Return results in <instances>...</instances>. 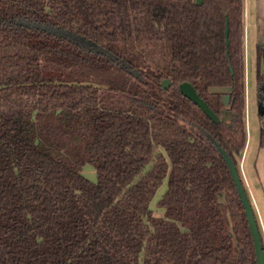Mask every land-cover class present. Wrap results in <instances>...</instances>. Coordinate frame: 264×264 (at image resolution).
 <instances>
[{"label":"trees","instance_id":"obj_1","mask_svg":"<svg viewBox=\"0 0 264 264\" xmlns=\"http://www.w3.org/2000/svg\"><path fill=\"white\" fill-rule=\"evenodd\" d=\"M243 15V0H0V264H256L215 143L239 170ZM182 81L219 115L209 87L231 85V119Z\"/></svg>","mask_w":264,"mask_h":264},{"label":"crops","instance_id":"obj_2","mask_svg":"<svg viewBox=\"0 0 264 264\" xmlns=\"http://www.w3.org/2000/svg\"><path fill=\"white\" fill-rule=\"evenodd\" d=\"M243 2L247 139L240 158L241 171L259 225L264 228V137L261 142L264 118L259 116L260 94L257 79L258 73L264 75V0H243ZM248 104L249 112L253 104L257 110L253 113L252 124L247 118Z\"/></svg>","mask_w":264,"mask_h":264},{"label":"water","instance_id":"obj_3","mask_svg":"<svg viewBox=\"0 0 264 264\" xmlns=\"http://www.w3.org/2000/svg\"><path fill=\"white\" fill-rule=\"evenodd\" d=\"M203 0H195L197 4L202 3ZM228 22L226 20L225 25V38H226V44L229 43L228 40ZM227 57L229 59V52L227 51ZM230 70L232 71L233 68L231 65H229ZM171 80L169 78H164L161 82L162 87L166 88L170 85ZM179 89L180 91L187 96L189 99H191L195 104H197L206 114L209 118H211L214 122L218 123L220 121H228L232 117V112L229 108L230 106V91L232 90L231 85H213L210 86L209 89L213 93H220L221 94V101L224 104V108L221 110L220 115L217 114L207 103V101L200 96V94L197 92L194 85L189 81H182L179 83ZM263 111V106L260 102L259 105V112ZM216 146L221 153L228 169L231 174L232 180L236 186V190L239 196V199L241 201V204L244 209V214L246 216L248 227L250 230V234L253 241V246L255 250V256H256V264H264V242H263V236L260 230V225L255 213V210L253 208L252 202L249 198V195L247 193L246 187L243 183L242 177L239 173V170L237 168V165L229 155V153L226 151V149L218 142H215Z\"/></svg>","mask_w":264,"mask_h":264},{"label":"rangeland","instance_id":"obj_4","mask_svg":"<svg viewBox=\"0 0 264 264\" xmlns=\"http://www.w3.org/2000/svg\"><path fill=\"white\" fill-rule=\"evenodd\" d=\"M39 27L41 28H45V29H48L54 33H58V34H65V35H69V36H73V37H78L75 33L71 32V31H68V30H65L63 29L62 27L60 26H57V25H53L51 23H46V22H43V23H39L38 24ZM99 50H101L102 52H107V54H109L107 50H105L104 48L102 47H99ZM112 55V54H110ZM254 111H257L256 110V107L254 106L253 104V107H252V110L249 112V104L247 105V118H248V121L250 120L251 121V124L253 123V113ZM251 116V118H250ZM239 170H240V173L241 175L242 174V171H241V160L239 162ZM82 173L88 177L90 180L92 181H96L97 180V172H96V169L95 167L90 164V163H86L85 165H83V168H82ZM167 186V183H166V180H164L160 186L158 187L151 203H150V208L152 209V214L153 215H156V216H160L163 214V208L156 205V202L158 200V198L162 195V193L166 190L165 188ZM262 226V225H261ZM260 230H261V233H262V236H263V242H264V228L263 227H260Z\"/></svg>","mask_w":264,"mask_h":264}]
</instances>
